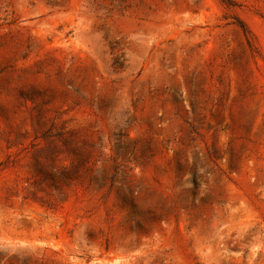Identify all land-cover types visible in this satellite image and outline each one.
Wrapping results in <instances>:
<instances>
[{
    "label": "rangeland",
    "instance_id": "rangeland-1",
    "mask_svg": "<svg viewBox=\"0 0 264 264\" xmlns=\"http://www.w3.org/2000/svg\"><path fill=\"white\" fill-rule=\"evenodd\" d=\"M0 264H264V0H0Z\"/></svg>",
    "mask_w": 264,
    "mask_h": 264
}]
</instances>
